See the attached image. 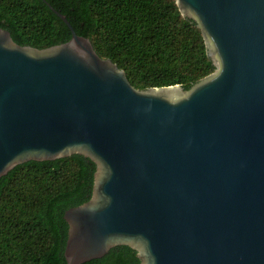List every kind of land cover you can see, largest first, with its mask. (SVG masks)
Segmentation results:
<instances>
[{"label": "water", "instance_id": "1", "mask_svg": "<svg viewBox=\"0 0 264 264\" xmlns=\"http://www.w3.org/2000/svg\"><path fill=\"white\" fill-rule=\"evenodd\" d=\"M216 70L189 90L134 89L65 16L68 42L0 29V178L80 155L90 199L67 210L66 264L125 246L139 264H264V0H176Z\"/></svg>", "mask_w": 264, "mask_h": 264}, {"label": "trees", "instance_id": "2", "mask_svg": "<svg viewBox=\"0 0 264 264\" xmlns=\"http://www.w3.org/2000/svg\"><path fill=\"white\" fill-rule=\"evenodd\" d=\"M61 15L102 59L139 91L192 84L215 72L197 23L176 0H0V29L20 46L45 49L70 40ZM95 165L80 155L30 161L0 178V264H66L64 213L86 203ZM125 246L84 264H139Z\"/></svg>", "mask_w": 264, "mask_h": 264}]
</instances>
